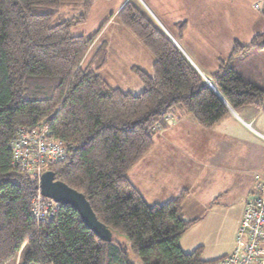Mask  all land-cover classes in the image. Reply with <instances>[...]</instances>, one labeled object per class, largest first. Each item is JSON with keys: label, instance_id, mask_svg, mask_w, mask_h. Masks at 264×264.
I'll return each instance as SVG.
<instances>
[{"label": "trees", "instance_id": "trees-1", "mask_svg": "<svg viewBox=\"0 0 264 264\" xmlns=\"http://www.w3.org/2000/svg\"><path fill=\"white\" fill-rule=\"evenodd\" d=\"M97 1L0 0V264H209L202 248L185 253L180 245L199 222L183 214L188 194L150 205L128 173L178 110L207 130L228 107L264 111V33L235 42L209 85L152 17L127 3L117 23L155 60L152 75L132 68L143 85L133 95L103 75L109 49L97 39L107 23L89 38L72 35ZM176 27L182 40L187 24ZM43 126L67 150L47 172L86 197L106 240L67 205L52 220L34 218L39 181L13 167L11 145L20 129Z\"/></svg>", "mask_w": 264, "mask_h": 264}, {"label": "crops", "instance_id": "crops-1", "mask_svg": "<svg viewBox=\"0 0 264 264\" xmlns=\"http://www.w3.org/2000/svg\"><path fill=\"white\" fill-rule=\"evenodd\" d=\"M114 1H118V5L109 15L106 13L104 23L107 25L99 39L102 41L111 30L116 35L120 34L122 40L126 39L134 51L140 50L142 55L130 58L133 65L130 63L127 71L133 73L132 68L137 67L152 75L153 56L116 20L122 7L132 0H98L90 15L99 3L111 4ZM248 1L144 0V5L165 30H174L176 36L177 24H187L181 43L185 47L176 44L201 75L210 78L219 62L229 58L235 42L247 45L256 35L264 33V9L260 15H253L252 22L260 25L257 33L246 30L247 14L244 12L241 15L237 7L246 5ZM261 4L254 7L260 9ZM257 57L264 58V53ZM261 72L264 73V69ZM228 109L229 114L210 130L200 127L186 112L176 111L166 118L165 127L155 135L152 149L128 173L133 186L150 205L166 204L186 192L188 196L183 204V214L187 220L199 219L193 227L203 221L210 228H217L214 223L219 221L226 226L227 220L217 215L232 216L229 234L224 240L216 241L222 249L219 253L205 251L202 238L195 241L193 251L202 248L205 262L232 254L246 202L254 189L255 176H264V155L262 152L259 156L253 155V150L264 149V136L252 125L257 119L255 111L264 113L263 109ZM190 202L197 211L209 212L213 217L208 220L202 216L187 218L185 213ZM181 248L184 251L182 244Z\"/></svg>", "mask_w": 264, "mask_h": 264}, {"label": "built area", "instance_id": "built-area-1", "mask_svg": "<svg viewBox=\"0 0 264 264\" xmlns=\"http://www.w3.org/2000/svg\"><path fill=\"white\" fill-rule=\"evenodd\" d=\"M208 84L211 85L209 81ZM11 148L13 167L38 179L39 187L43 174L67 157L66 145L51 137L45 126L37 130L20 129ZM58 207L39 189L32 203V214L37 222H46L55 217ZM209 264H264V176H255L254 189L245 205L234 251Z\"/></svg>", "mask_w": 264, "mask_h": 264}, {"label": "rangeland", "instance_id": "rangeland-1", "mask_svg": "<svg viewBox=\"0 0 264 264\" xmlns=\"http://www.w3.org/2000/svg\"><path fill=\"white\" fill-rule=\"evenodd\" d=\"M132 3L136 4L138 7L145 10L157 23V25L169 36L173 41L176 39L179 41L180 45L182 47H185L182 43V40L176 37L174 30H165L162 24L158 22V19H154L153 16L148 12L144 5V0H132ZM262 3L261 8L257 9L254 6L256 4ZM118 5V1H114V3L106 4V3H99L98 6L93 10V13L89 16L88 21L86 24L75 26L72 30L73 36H84L86 38H89L93 36L100 27L105 24L104 20L106 19L107 15L115 9V7ZM236 7V6H233ZM229 10L230 7H227ZM237 9L239 10V13L242 15L244 12L247 14L248 23L246 25V30L249 32H256L258 31L257 27L260 25H255L256 23L253 21V15L254 14H261L263 13L264 9V0H249L246 5L238 6ZM107 13V15H106ZM72 16V15H71ZM174 35V36H173ZM176 39H175V38ZM247 38H244V40ZM125 40V41H124ZM122 40L120 34H115L114 30H111L107 32L102 39L103 42H107L109 45V61L106 66V70L104 71L103 75L107 78V80L114 86L121 88L125 92H129L133 95H140L143 92V86L142 83L138 80V78L134 75V73H130L127 71L128 65L133 62L130 60L133 58L138 57L140 54V50L134 51L133 46L129 44L126 39ZM98 44H100L101 39H97ZM178 43V42H177ZM177 45V44H176ZM234 46L231 50V53L233 52ZM129 53H132V55ZM140 56H142L140 54ZM199 72V71H198ZM200 73V72H199ZM201 74V73H200ZM202 76V75H201ZM205 81L210 82L209 78H205V76H202ZM257 115V119L255 122H253L254 129L259 132L262 136H264V113L258 112V110L255 111ZM258 136V135H257ZM262 154L264 155V149H256L253 150V155L259 156ZM187 218H196V217H203L205 220H208L209 218H212L213 216L211 213L207 212H200L197 211L194 207V204L192 202L189 203V205L186 208L185 213ZM217 217H221L224 220H227L226 226H222L221 222H215L214 224L217 225V228L209 227L205 224V221L201 223V225H197L193 228H191L182 238L180 241V245L182 244V247L184 251L186 252H192L193 249H195V241H197V238H202L205 241L204 250L209 251L213 254L219 253L222 249L219 248V244L216 243V241H222L224 240V237H227L229 234L228 229L230 228V225L232 223V216L230 214L227 215H217ZM18 264V261L17 263Z\"/></svg>", "mask_w": 264, "mask_h": 264}, {"label": "water", "instance_id": "water-1", "mask_svg": "<svg viewBox=\"0 0 264 264\" xmlns=\"http://www.w3.org/2000/svg\"><path fill=\"white\" fill-rule=\"evenodd\" d=\"M208 83V81H207ZM41 194L59 205H67L78 211L81 220L101 239H107V231L94 213L86 197L61 181H55L50 172L43 174L39 187Z\"/></svg>", "mask_w": 264, "mask_h": 264}]
</instances>
